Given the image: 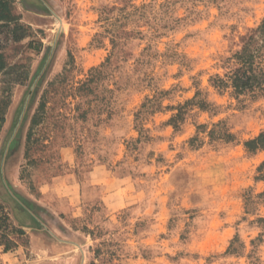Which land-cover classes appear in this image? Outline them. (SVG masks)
<instances>
[{"label":"rangeland","instance_id":"374dc122","mask_svg":"<svg viewBox=\"0 0 264 264\" xmlns=\"http://www.w3.org/2000/svg\"><path fill=\"white\" fill-rule=\"evenodd\" d=\"M10 1L0 264H264V92L214 86L264 0Z\"/></svg>","mask_w":264,"mask_h":264},{"label":"trees","instance_id":"16d2710c","mask_svg":"<svg viewBox=\"0 0 264 264\" xmlns=\"http://www.w3.org/2000/svg\"><path fill=\"white\" fill-rule=\"evenodd\" d=\"M6 33L15 42H21L30 37V27L22 21L20 13L15 11L14 4L10 0H0V34ZM31 45V44H30ZM2 42L0 39V74L19 72L22 65L9 64L6 55L1 51ZM235 67L230 73L223 77L216 76L214 86L218 89L233 88L234 93L240 95L259 96L264 92V21L245 39L244 47L235 56ZM24 74V75H23ZM19 73L17 84H23L29 79V74ZM0 106V128L5 122V113ZM230 139L231 134H223ZM249 152H257L264 149V132L246 142Z\"/></svg>","mask_w":264,"mask_h":264},{"label":"crops","instance_id":"0c3cea01","mask_svg":"<svg viewBox=\"0 0 264 264\" xmlns=\"http://www.w3.org/2000/svg\"><path fill=\"white\" fill-rule=\"evenodd\" d=\"M34 226H29V228H33ZM61 247H63L64 249H68V250H65V251H63V252H66V251H73L71 248H70V245L69 244H67V243H62V245H61ZM65 247H69V248H65Z\"/></svg>","mask_w":264,"mask_h":264}]
</instances>
